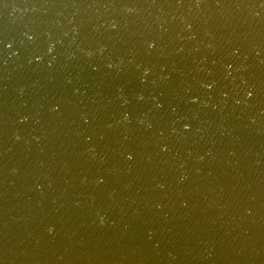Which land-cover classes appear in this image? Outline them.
<instances>
[{"label": "water", "instance_id": "1", "mask_svg": "<svg viewBox=\"0 0 264 264\" xmlns=\"http://www.w3.org/2000/svg\"><path fill=\"white\" fill-rule=\"evenodd\" d=\"M0 264H264V0H0Z\"/></svg>", "mask_w": 264, "mask_h": 264}, {"label": "snow or ice", "instance_id": "2", "mask_svg": "<svg viewBox=\"0 0 264 264\" xmlns=\"http://www.w3.org/2000/svg\"><path fill=\"white\" fill-rule=\"evenodd\" d=\"M152 45H149V47H151ZM130 158V157H129ZM49 231H51V229H49Z\"/></svg>", "mask_w": 264, "mask_h": 264}]
</instances>
